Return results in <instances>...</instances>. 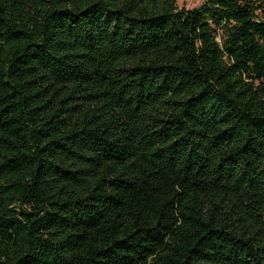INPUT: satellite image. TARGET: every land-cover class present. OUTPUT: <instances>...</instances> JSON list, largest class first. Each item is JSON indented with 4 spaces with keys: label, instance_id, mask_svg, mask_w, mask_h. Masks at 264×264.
<instances>
[{
    "label": "trees",
    "instance_id": "16d2710c",
    "mask_svg": "<svg viewBox=\"0 0 264 264\" xmlns=\"http://www.w3.org/2000/svg\"><path fill=\"white\" fill-rule=\"evenodd\" d=\"M0 264H264V0H0Z\"/></svg>",
    "mask_w": 264,
    "mask_h": 264
},
{
    "label": "rangeland",
    "instance_id": "374dc122",
    "mask_svg": "<svg viewBox=\"0 0 264 264\" xmlns=\"http://www.w3.org/2000/svg\"><path fill=\"white\" fill-rule=\"evenodd\" d=\"M177 8L190 9L198 6L203 0H173Z\"/></svg>",
    "mask_w": 264,
    "mask_h": 264
}]
</instances>
